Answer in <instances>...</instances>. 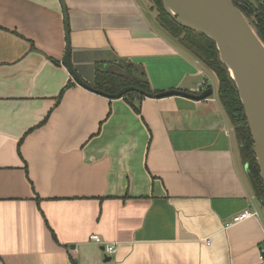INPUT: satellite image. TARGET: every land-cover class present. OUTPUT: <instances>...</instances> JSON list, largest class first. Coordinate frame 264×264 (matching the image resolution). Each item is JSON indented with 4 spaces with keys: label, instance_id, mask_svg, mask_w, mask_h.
<instances>
[{
    "label": "crops",
    "instance_id": "obj_1",
    "mask_svg": "<svg viewBox=\"0 0 264 264\" xmlns=\"http://www.w3.org/2000/svg\"><path fill=\"white\" fill-rule=\"evenodd\" d=\"M63 4L91 85L119 61L154 91L204 83L141 0H0V264H264V211L218 95L146 96L136 112L79 85ZM246 208L258 215L227 225Z\"/></svg>",
    "mask_w": 264,
    "mask_h": 264
},
{
    "label": "water",
    "instance_id": "obj_2",
    "mask_svg": "<svg viewBox=\"0 0 264 264\" xmlns=\"http://www.w3.org/2000/svg\"><path fill=\"white\" fill-rule=\"evenodd\" d=\"M61 2L63 3V0ZM162 2L165 11L175 17L179 24L205 34L215 41L220 60L230 71L238 89L254 142L253 151L264 182V41L233 0H162ZM63 8L67 39L63 63L79 85L113 99L122 98L131 91L147 97L163 98L177 95L194 100H203L214 95L211 86L201 92L170 89L156 95L133 85L126 86L114 94L95 89L72 65L70 29L64 4ZM245 172L256 197L262 201V193L249 169V164L245 165Z\"/></svg>",
    "mask_w": 264,
    "mask_h": 264
},
{
    "label": "trees",
    "instance_id": "obj_3",
    "mask_svg": "<svg viewBox=\"0 0 264 264\" xmlns=\"http://www.w3.org/2000/svg\"><path fill=\"white\" fill-rule=\"evenodd\" d=\"M153 1L171 19L168 23L160 20L162 26L217 77L218 99L234 130L242 163L244 166L249 164V169L259 185L263 200L260 201L257 199L264 211V182L260 176V167L256 159V154L253 151L254 142L249 130L247 117L231 73L220 60L215 41L205 34L179 24L175 17H172L165 11L162 0ZM233 1L240 7L255 27L258 35L264 41V0ZM73 83H69L66 88ZM130 85L139 87L154 95L159 93L152 89L144 68L132 61L99 62L96 64L95 84H93L95 89L107 94H114ZM64 90L59 96V101ZM145 97L143 94L131 91L122 98L127 100L136 112H140V107L135 105L134 99L141 100Z\"/></svg>",
    "mask_w": 264,
    "mask_h": 264
},
{
    "label": "rangeland",
    "instance_id": "obj_4",
    "mask_svg": "<svg viewBox=\"0 0 264 264\" xmlns=\"http://www.w3.org/2000/svg\"><path fill=\"white\" fill-rule=\"evenodd\" d=\"M142 2H144L146 4V8L148 9H152L155 11V13L150 14V18L151 20L155 23V25H157V27L164 31L171 39H173L174 41L176 40L172 34L170 32H168L163 26L162 23L160 22V20L165 21L166 23L170 22L171 19L169 16L165 15L159 7H157V5L154 3L153 0H141ZM180 46L181 43L177 42ZM183 47V46H182ZM184 48V47H183ZM185 50H187L186 48H184ZM188 51V50H187ZM189 54H191L192 56L193 53H191L190 51H188ZM190 55V56H191ZM196 58V57H195ZM197 59V58H196ZM198 60V59H197ZM200 61V60H198ZM201 62V61H200ZM201 66L204 68V72L201 75V77H203L204 79V83L207 87L211 86L214 90V95L217 94L218 92V80L217 77L215 76V74L209 69L207 68L202 62H201ZM203 83V84H204ZM202 84V86H203ZM200 88V87H199ZM198 89V88H197ZM259 201V200H258ZM259 203V202H258ZM260 205V204H259Z\"/></svg>",
    "mask_w": 264,
    "mask_h": 264
},
{
    "label": "built area",
    "instance_id": "obj_5",
    "mask_svg": "<svg viewBox=\"0 0 264 264\" xmlns=\"http://www.w3.org/2000/svg\"><path fill=\"white\" fill-rule=\"evenodd\" d=\"M204 89H206L205 83L203 84L202 87L198 88L197 91H195V92H201ZM255 215H258V212L256 209L254 210L253 208H246V209L240 211L239 213L235 214L232 217L231 221H229L227 223V225L229 226V225L241 222V221L246 220V219H248L252 216H255ZM90 240L97 242V243H100V244H103L104 245V251L109 255L114 254L117 251V245L115 243L114 244H110V243L104 244L103 239L99 234L92 233L90 235Z\"/></svg>",
    "mask_w": 264,
    "mask_h": 264
}]
</instances>
